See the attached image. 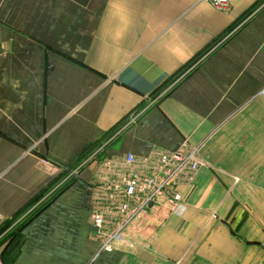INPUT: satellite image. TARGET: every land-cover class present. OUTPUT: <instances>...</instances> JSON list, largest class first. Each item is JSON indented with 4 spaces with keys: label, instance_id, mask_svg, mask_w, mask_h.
<instances>
[{
    "label": "crops",
    "instance_id": "crops-1",
    "mask_svg": "<svg viewBox=\"0 0 264 264\" xmlns=\"http://www.w3.org/2000/svg\"><path fill=\"white\" fill-rule=\"evenodd\" d=\"M226 2L0 0L2 264H264V0ZM185 140L184 215L102 249L94 185Z\"/></svg>",
    "mask_w": 264,
    "mask_h": 264
},
{
    "label": "built area",
    "instance_id": "built-area-1",
    "mask_svg": "<svg viewBox=\"0 0 264 264\" xmlns=\"http://www.w3.org/2000/svg\"><path fill=\"white\" fill-rule=\"evenodd\" d=\"M206 1L220 8L227 4L226 0ZM1 58L0 50V61ZM171 87L165 88L150 105L147 104L136 112L130 123L136 121L143 111L155 104ZM96 154L98 152L90 159ZM125 161L132 169L122 183L110 181L102 186L94 185L99 198L97 206L91 208L90 216L92 226L102 237L101 248L106 250L114 248L123 234L133 226L140 225L148 212L155 207H168L174 213L183 216L187 205L178 187L182 181L191 179L204 163L199 148L186 140L173 151L160 152L155 161L146 162L142 167H134L136 158L132 153L126 155ZM78 170L80 167L69 171L66 179L77 177Z\"/></svg>",
    "mask_w": 264,
    "mask_h": 264
},
{
    "label": "trees",
    "instance_id": "trees-1",
    "mask_svg": "<svg viewBox=\"0 0 264 264\" xmlns=\"http://www.w3.org/2000/svg\"><path fill=\"white\" fill-rule=\"evenodd\" d=\"M76 166H78V164H77V165H73V166L70 167V168H63L64 173L61 174V176L58 178L57 181L59 182L60 180H62V177H65L66 175H68L69 171H71L72 169L76 168ZM77 177H78V176H77ZM77 177H72V178H70L69 180H67V183H62V187L59 188L57 191H55L54 197H56V195H57L60 191H62L63 189H65L69 184H71L72 182H74L75 179H76ZM24 224H25V223H23L22 225H24ZM22 225H21V226H22ZM4 228H5V226L2 227L0 230H3Z\"/></svg>",
    "mask_w": 264,
    "mask_h": 264
},
{
    "label": "rangeland",
    "instance_id": "rangeland-1",
    "mask_svg": "<svg viewBox=\"0 0 264 264\" xmlns=\"http://www.w3.org/2000/svg\"><path fill=\"white\" fill-rule=\"evenodd\" d=\"M77 167H80V170H78V175H77V176H79V175L81 174V171H82V163H80L78 166H76V168H77ZM76 168H74V169H76ZM74 169H73V170H74ZM59 176H60V175H59ZM59 176H58V177H59ZM64 180H65V181H63V182H64V183H67V179H64ZM68 180H69V179H68ZM63 182H62V183H63ZM57 183H58V181L56 180V181H55V185H57ZM59 186H61V185L59 184V185L56 186L55 191L58 190Z\"/></svg>",
    "mask_w": 264,
    "mask_h": 264
}]
</instances>
